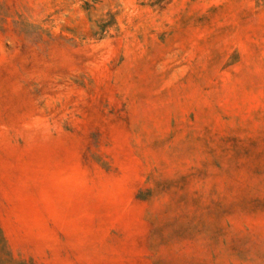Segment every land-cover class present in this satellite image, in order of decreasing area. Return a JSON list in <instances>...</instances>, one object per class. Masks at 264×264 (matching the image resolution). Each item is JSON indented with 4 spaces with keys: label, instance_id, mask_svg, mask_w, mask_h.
Returning <instances> with one entry per match:
<instances>
[{
    "label": "rangeland",
    "instance_id": "rangeland-1",
    "mask_svg": "<svg viewBox=\"0 0 264 264\" xmlns=\"http://www.w3.org/2000/svg\"><path fill=\"white\" fill-rule=\"evenodd\" d=\"M0 264H264V0H0Z\"/></svg>",
    "mask_w": 264,
    "mask_h": 264
},
{
    "label": "trees",
    "instance_id": "trees-1",
    "mask_svg": "<svg viewBox=\"0 0 264 264\" xmlns=\"http://www.w3.org/2000/svg\"><path fill=\"white\" fill-rule=\"evenodd\" d=\"M5 249H6L5 241L0 231V251H5Z\"/></svg>",
    "mask_w": 264,
    "mask_h": 264
}]
</instances>
